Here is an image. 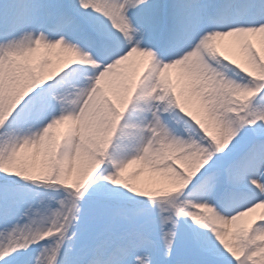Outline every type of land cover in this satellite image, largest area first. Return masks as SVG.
I'll use <instances>...</instances> for the list:
<instances>
[{
    "label": "snow or ice",
    "instance_id": "1",
    "mask_svg": "<svg viewBox=\"0 0 264 264\" xmlns=\"http://www.w3.org/2000/svg\"><path fill=\"white\" fill-rule=\"evenodd\" d=\"M0 264H264V0H0Z\"/></svg>",
    "mask_w": 264,
    "mask_h": 264
},
{
    "label": "rangeland",
    "instance_id": "2",
    "mask_svg": "<svg viewBox=\"0 0 264 264\" xmlns=\"http://www.w3.org/2000/svg\"><path fill=\"white\" fill-rule=\"evenodd\" d=\"M141 179H142V180H145V179H146V177H141ZM258 211H259V210H258Z\"/></svg>",
    "mask_w": 264,
    "mask_h": 264
}]
</instances>
